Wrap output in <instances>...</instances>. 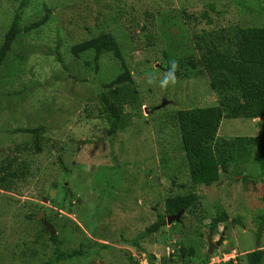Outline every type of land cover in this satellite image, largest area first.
<instances>
[{
	"label": "rangeland",
	"instance_id": "1",
	"mask_svg": "<svg viewBox=\"0 0 264 264\" xmlns=\"http://www.w3.org/2000/svg\"><path fill=\"white\" fill-rule=\"evenodd\" d=\"M22 1L0 0V45ZM211 3L215 6V12H210L212 25L187 18L200 17ZM45 9L50 11L49 20L20 34L0 69V167L5 160L16 159L27 161L31 168V175L12 182V189L0 187V264H46L57 248L79 249L85 238L110 244L101 253L104 259L96 258L93 264H131L125 257L128 250L135 264H148L141 251L159 259L175 252L180 241L193 244L196 256H204L208 216L218 211L227 214L229 221L216 233V239L223 237L216 256L235 250L232 264H247V252L264 249L260 219L264 172L256 152L248 170L232 166L217 184L195 186L201 196L198 214L183 213V221L176 223L178 233L171 231L172 223L153 235H139L157 222L158 215H165L170 195L191 189L173 115L217 105L219 99L211 87L212 77L199 69V78H176L174 84L161 86L168 57L198 56L195 34L222 28L220 36H224L234 24L264 27V0H27L21 26L41 20ZM105 32L121 43L125 67L105 55L99 67L89 68L91 52L73 54L75 45ZM126 67L142 107L136 117L126 111L130 126L110 136L109 126L96 117L98 102ZM236 88L231 84L224 95L234 97ZM258 123L259 119H224L218 136L256 137ZM39 127L44 128L42 151L16 153L20 146L33 147L35 141L29 133L16 130ZM183 184L187 188H181ZM42 218L58 226L57 242L49 240ZM192 218L202 222L196 224ZM90 228L95 229L94 235ZM84 259L92 263L82 257L74 264H85Z\"/></svg>",
	"mask_w": 264,
	"mask_h": 264
},
{
	"label": "trees",
	"instance_id": "2",
	"mask_svg": "<svg viewBox=\"0 0 264 264\" xmlns=\"http://www.w3.org/2000/svg\"><path fill=\"white\" fill-rule=\"evenodd\" d=\"M25 8H27V0L22 1L8 32L4 35V40L0 45V69L6 64L10 53L13 52L20 34L34 31L42 26L47 19L49 20L50 11L45 9L43 14L46 15L41 20L23 28L21 22L25 17L23 14ZM207 8L208 10L203 11L200 17L188 15L187 18L195 21L201 19L208 25H212L213 19L210 12H215V6L211 3L207 5ZM172 24L176 26L177 22L174 20ZM221 30L222 28L216 29L212 33L203 32L193 36L195 37L193 41L194 51L198 56L192 53L188 59L177 60L174 57L169 59L168 53H166L168 72L173 63L178 65L175 71V77L178 79L199 78V71H203L210 78L212 77L211 87L218 92L219 99H217V105L207 108L183 109L179 110L175 116L173 115L181 132L182 149L185 151L190 178L188 182L191 189L183 194L170 195L165 200V215H158L157 222L139 236L147 237L159 232L161 228L167 226L166 219L168 216L176 215L181 211L187 215L198 214L201 196L196 193L198 189L196 187L201 185L209 188L217 184L223 173L229 174L232 166L236 170L241 168V172L248 170L254 152L258 154L260 166L264 172V27H245L234 24L230 25V30L224 36H220ZM72 52L77 57L80 54L91 52L93 57L87 60L89 68H93L94 65L99 67L105 55L119 59L125 67L121 43L111 32H105L98 37L75 45ZM58 62L62 64L60 58ZM125 69L126 71L119 74L115 82L111 84L113 88L107 94L103 93L100 96L101 102H98L96 117L109 126L108 134L110 136H115L127 129L131 124L130 116L136 117L142 107L140 94L128 68ZM231 84L237 87L235 90L237 94L232 98L229 95L227 97L224 95ZM8 95L10 94L8 93ZM128 110L131 111L129 117L125 116V112ZM224 119L252 121L259 119V134L256 137L220 138L218 132ZM16 131L29 133L35 138L33 147L30 146L28 149V145L20 146L22 148L19 149L20 151L15 150L16 153L21 155L25 152L31 154L34 150L35 152L42 151L40 138L44 131L43 127L23 128ZM15 165L18 167L15 168ZM30 169L27 161L18 163L16 159L13 161L5 160L0 167V187L9 189L10 186L12 189L15 186V181L23 180L27 175H31ZM12 182L14 183L12 184ZM180 187L187 188L184 184ZM219 213L220 211L213 217L208 216L210 218L208 228L213 236L217 235L219 226L229 221L227 214L220 215ZM185 216L184 214L179 223L183 221ZM28 219H33V216ZM192 219H195L196 222L193 221L197 224L198 218ZM260 219L263 220L262 223L264 224V214L261 215ZM47 221L51 224L53 222L50 218ZM53 227L58 226L55 224ZM176 227L175 223L170 228L175 234L178 233ZM62 229L65 231V228ZM43 230L46 231L44 227ZM94 230L90 228L93 235L95 234ZM57 239L58 235L49 238L54 243L57 242ZM85 239L86 241L81 243L79 249L73 251L65 252L57 248V252L46 264H74L76 259L82 257L89 258L92 261L90 264H93L96 258L103 260L104 257L101 253L109 249L110 244H101L94 239ZM134 244L136 243L134 242ZM174 249L177 250L168 252L161 260H155L154 255L148 254L150 264H213L212 256L208 252L204 256H196L193 244L186 245L180 241L176 243ZM245 255L247 264H263L264 249L258 248L247 252ZM125 257H128L131 264H135L136 261L133 256H129L128 252H126ZM83 262L88 264L89 260L84 259Z\"/></svg>",
	"mask_w": 264,
	"mask_h": 264
},
{
	"label": "clouds",
	"instance_id": "3",
	"mask_svg": "<svg viewBox=\"0 0 264 264\" xmlns=\"http://www.w3.org/2000/svg\"><path fill=\"white\" fill-rule=\"evenodd\" d=\"M178 67V65L177 64H175V63H173V65H172V68L170 69V71L165 75V77H164V80L162 81V84H161V86H163V87H166L168 84H170V83H172V84H174L175 83V81H176V77H175V71H176V68ZM163 107V105L161 106V108ZM157 109V108H156ZM178 128H179V125H178ZM180 129V128H179ZM180 137H181V132H180ZM181 142H182V140H181ZM184 151V150H183ZM177 215V214H176ZM183 215V214H182ZM173 216V215H172ZM168 217H170V216H168ZM182 217V216H181ZM181 217H180V219H181ZM42 219H46V218H42ZM42 219H41V223H42ZM47 220V219H46ZM180 221V220H179ZM179 221H174L173 222V224H175V223H177V222H179ZM51 224V223H50ZM43 225V224H42ZM52 225V224H51ZM167 225H168V222H167ZM53 226V225H52ZM169 226V225H168ZM44 227V226H43ZM45 228V227H44ZM48 232V231H47ZM212 235V233H211V231L209 230V232H208V236H207V244H208V237H209V235ZM222 235H224V232H223V234ZM216 236L217 235H215V236H213L212 235V240H213V242L214 243H217V242H219L220 240H222V242H221V244L223 243V237H221L219 240L218 239H216ZM221 244H220V246H221ZM216 248H219V246H217ZM215 248V249H216ZM215 249H214V252H213V254L212 255H210V256H212V258H211V261H212V263L213 264H226V263H229V262H233V261H235L236 260V258H237V252L235 251V250H233L231 253H222L221 254V256H216V251H215ZM208 250H209V244H208ZM208 250H207V252H208ZM128 254H129V256H132L131 255V251L130 250H128ZM209 254V253H208ZM142 255H145V257H146V259H147V262H148V264H150V262H149V257L148 256H146V253H142ZM151 255H154V254H151ZM164 256V255H163ZM163 256H160L159 257V259L154 255V257H155V260H161L162 258H163ZM219 259V260H217V258ZM238 257H239V255H238Z\"/></svg>",
	"mask_w": 264,
	"mask_h": 264
},
{
	"label": "water",
	"instance_id": "4",
	"mask_svg": "<svg viewBox=\"0 0 264 264\" xmlns=\"http://www.w3.org/2000/svg\"><path fill=\"white\" fill-rule=\"evenodd\" d=\"M182 214H183V212L181 211L177 215H173V216L168 217V220H167L168 225L170 226L173 223V221H179ZM42 224L45 227V230L50 233L51 237H54L56 235V233H57L56 229L46 219H42ZM221 242H222V240H220L217 243H214L212 240V235L211 234L209 235V237H208V244H209L208 253H209V255L213 254L214 249L217 246H220Z\"/></svg>",
	"mask_w": 264,
	"mask_h": 264
}]
</instances>
